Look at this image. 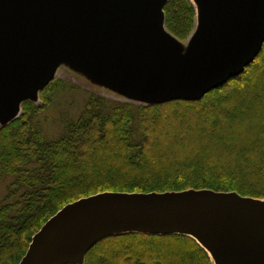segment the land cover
<instances>
[{"label": "water", "instance_id": "1", "mask_svg": "<svg viewBox=\"0 0 264 264\" xmlns=\"http://www.w3.org/2000/svg\"><path fill=\"white\" fill-rule=\"evenodd\" d=\"M170 0H0V127L69 62L145 104L197 101L242 75L264 47V0H196L186 53L166 28ZM185 235L214 264H264V199L188 189L102 192L65 205L18 264H84L106 238Z\"/></svg>", "mask_w": 264, "mask_h": 264}, {"label": "trees", "instance_id": "2", "mask_svg": "<svg viewBox=\"0 0 264 264\" xmlns=\"http://www.w3.org/2000/svg\"><path fill=\"white\" fill-rule=\"evenodd\" d=\"M164 10L167 30L189 39L198 18L192 1L170 0ZM56 85L0 127V177H13L0 197V264H18L34 234L65 205L102 192L211 189L264 199V47L242 75L197 101L110 104L92 94L50 139L35 119L51 104ZM238 100L246 112L227 114ZM189 126L201 128L195 133ZM84 264L214 261L185 235L127 233L99 242Z\"/></svg>", "mask_w": 264, "mask_h": 264}, {"label": "rangeland", "instance_id": "3", "mask_svg": "<svg viewBox=\"0 0 264 264\" xmlns=\"http://www.w3.org/2000/svg\"><path fill=\"white\" fill-rule=\"evenodd\" d=\"M192 37L193 36L181 42L184 53H186L189 48ZM56 80L58 81V85L55 87L51 104L35 119L44 135L50 139L58 138L63 133L65 122L75 120L80 115L89 96L92 94L105 97L110 104H113V102H130L133 104L143 103L142 101L132 99L116 90L111 89L110 87L105 86L104 84H101L69 62L64 61L60 64L54 81ZM239 102L241 101H236L230 109H226L227 114L232 110H241L245 113L246 109H241V103ZM38 103H40V101ZM214 111L215 110H212V112ZM201 126L189 127L196 133L200 131ZM222 127L223 126L218 125L214 129L212 128V131L214 132L218 128ZM178 137L179 136L177 135L174 136L176 140H182L181 137ZM167 144H169V142ZM173 145L174 144L171 146ZM228 149L232 153L233 150L231 148ZM191 153L194 156H198L197 151ZM155 165L156 163L151 164L149 170H155ZM135 172L137 173L138 171ZM12 181L13 177H0V197H3L6 194L7 186Z\"/></svg>", "mask_w": 264, "mask_h": 264}, {"label": "bare ground", "instance_id": "4", "mask_svg": "<svg viewBox=\"0 0 264 264\" xmlns=\"http://www.w3.org/2000/svg\"><path fill=\"white\" fill-rule=\"evenodd\" d=\"M194 2V4L196 5V7L198 8V3L196 0H192Z\"/></svg>", "mask_w": 264, "mask_h": 264}]
</instances>
